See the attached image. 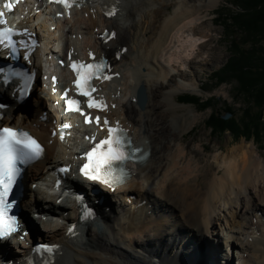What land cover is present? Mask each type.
I'll use <instances>...</instances> for the list:
<instances>
[{"label": "bare ground", "instance_id": "6f19581e", "mask_svg": "<svg viewBox=\"0 0 264 264\" xmlns=\"http://www.w3.org/2000/svg\"><path fill=\"white\" fill-rule=\"evenodd\" d=\"M88 1L90 4L81 13L92 11L94 18L82 24L83 28L92 33L95 54L98 58L100 55L108 57L111 68L114 66L113 72H118L117 67L123 71L124 83L120 92L124 99L115 100L118 110L111 112L109 117L119 120L126 128L136 127L137 131L133 132L132 137L144 149L149 150L150 157L143 165L132 167L133 171L137 170L136 174H131V178L123 186L112 190V196L121 198L124 203L130 201L135 205L140 202L139 214L137 211L138 215L134 216L129 211H123L124 217L131 222L119 226L117 224L116 232L109 225L111 214L105 213L108 202L104 201L100 210H96L93 215L95 221L101 222L99 226L89 220L80 230L76 228L71 240L63 234L58 238H50L51 242L60 245L57 258L51 264H199L195 256L196 249L183 245L180 238L191 237L195 245L205 235L216 234L217 237L225 239L228 249L232 239L225 236V233L215 231V217L218 214L224 216L225 223H221V226L227 223L239 229L246 226V231L241 232V235L248 234V238L252 240H246L245 247L254 258L259 259V264H264V226L259 222L257 225L251 223V217L249 221L244 219L247 212L255 211L259 202L264 203L263 161L250 147L239 146L232 151L218 147L222 152L215 155L213 164L207 171H203L198 160V151L188 149L182 140L190 131L191 125L196 123V119H193L190 126L186 124L191 115L193 116L192 111L175 105L172 110H165L163 107V102L169 97V93L165 92L167 87H173L175 91L189 90L194 93L198 89L194 79L188 82L191 88H186L180 85L177 78L184 76L183 69L194 71L208 64L211 55L204 48L212 39L211 33L209 34L212 30L205 25L202 12L214 10L221 0ZM108 12L114 14L107 15ZM52 19L55 20L51 22ZM28 20L34 33H45L46 38L56 41L54 47L57 45L64 49L60 43L63 38L61 31L68 33L67 28L71 21L51 18L48 15L42 17L39 13L36 17L31 14ZM126 21L128 24L123 27ZM49 23L56 24L59 28L58 34L50 32ZM30 27L27 26L29 29ZM80 28L83 29L82 26ZM107 28L114 31L115 35L111 40H102L100 34ZM73 30L69 29V34ZM80 41L78 39L79 43ZM123 47H127L125 54H122ZM67 55L68 51L64 53V57ZM82 58H88L86 50ZM131 66L135 69L130 70ZM142 67L147 72L138 76L137 72ZM130 81L132 86H129ZM140 83L146 90L147 106L138 111L134 95L135 88ZM52 98L57 101V96ZM166 104L170 107L169 103ZM169 111H172L171 118L167 115ZM181 112L187 113L184 119H178ZM4 118L5 116L0 122L6 121ZM175 125L178 127L175 128ZM56 146L57 144L47 149L48 160H51L50 156ZM202 172H206L205 178ZM136 180L141 181L143 187L138 193H134ZM55 198V195L50 197L53 202ZM59 211L64 213L66 210L61 205ZM105 222L107 225L104 226ZM42 223L45 225L42 226L45 234L52 233L53 230L55 232L54 224ZM32 226L33 231L38 233L37 223L33 222ZM96 227L99 228L95 230ZM103 227H107L104 233L101 232ZM259 230L261 237L255 238L256 234H260ZM77 231H80L78 237ZM83 232L86 234L81 240ZM77 241H81L79 245H75ZM123 242L125 247H121ZM247 243L249 247L246 246ZM181 244L182 248L179 249ZM24 245V248L29 249L27 243ZM216 246L218 244L210 247L217 248ZM1 247L0 255L6 258L0 264H24L21 257L14 255L3 245ZM127 248L134 252L131 253ZM230 253L232 256V251ZM214 254L218 256L217 253ZM210 261L205 259L202 262L212 264Z\"/></svg>", "mask_w": 264, "mask_h": 264}, {"label": "rangeland", "instance_id": "374dc122", "mask_svg": "<svg viewBox=\"0 0 264 264\" xmlns=\"http://www.w3.org/2000/svg\"><path fill=\"white\" fill-rule=\"evenodd\" d=\"M234 2H235L234 0H221L219 5L214 10L209 11L208 13H206L205 11L202 12V16H204V18L206 20L205 25L207 26V28L212 30L211 32H209V34L211 33L212 39H211L210 43H208L204 48V50L209 52L211 57L208 59V64L201 66V67H198L194 71H190V70L187 71V70L183 69L182 72L184 73V76L177 78L180 85L185 86L186 88H191L188 84L190 83L189 82L190 79H194L195 80L194 82H196L197 86H198V89H195V93L191 92L189 90H187V91L186 90L175 91V90H173V87H171V88L167 87L166 91H165V92L169 93V97H167V100H165V102H163V107L165 110H168V109L172 110L174 105L176 107H181V108H184L187 110H191L193 116L191 115L190 120L186 123L187 125L189 124L188 126L191 125L190 124L191 120L196 119L195 125L194 124L191 125L192 127H191L190 131H188V133H186L183 136L182 140L184 141L183 142L184 145L188 146V149L193 148V149L198 151V154H199L198 160L200 161L201 166L203 167V171L204 170L207 171L210 168V166L213 164L214 156L217 154H220V152H222L221 150H218V147H224L227 151H232L239 146H245V147L253 148L254 152H256V155H258V157H260V159L264 163V134L261 136V139L259 138V139L254 140L253 138H251L250 140H245L244 138H240L238 141H235L228 132H226L223 135L212 134L210 132V128H208L207 124H206V122H207V120L211 114L212 108L202 110L198 105L185 103V102H183V100L182 101L179 100L184 95L195 97L199 100L200 103L205 101L208 98H212L213 110H217L219 113L223 114L225 111V108L228 106V107H230V110L233 113L232 116H234L235 118H239V116L243 112L244 108H246L247 101L245 100L243 95H238L236 93L237 92L236 91V82L230 81V82H226V83H222V84L218 85L216 83L215 77H214L216 72H218L222 68V66L224 65V63L226 62V60L230 56L229 55V49H228L229 44L226 41V37L224 36V32H223L222 27L218 23L217 15L220 14L221 12H223L224 10H230L231 9L232 11H237L238 9L235 6H233ZM230 3H232V4H230ZM77 13H79V14H77ZM71 17L72 18L74 17L73 18L74 22H73L72 18H69L71 20H69V19H66V20L71 21L69 24V28L74 29L73 34H75V35H73V34L69 35L68 34V36L65 35L62 39L67 40V41H76L77 43H79L78 39H79V41L81 39L83 41H80V43H79L80 46H91V45L93 46L92 33H90L86 28H83V25L85 24V22L86 23L88 22V19L94 18V13L93 12L90 13V11L84 12V13L74 11V13L71 15ZM79 21H80V23H79ZM82 23H84V24H82ZM124 23L125 24H123V27L124 26L126 27V25L128 24L127 21ZM88 24H90V23H88ZM81 26L83 29L80 28ZM77 29H79V30H77ZM237 35H239V34H237ZM135 65H136V63H135ZM127 67H129V66H127ZM132 67H130V68H132ZM117 68L120 71L119 67H117ZM192 73L194 76H191ZM120 74H122V76H123V71L122 72L120 71ZM122 81L123 80H121V82H120V84L122 83L120 85V88L123 87L124 81L123 82ZM130 83H131V81L129 82V84ZM172 90L174 91V93L172 92ZM169 91H171V94ZM119 99L120 100L124 99L123 93L121 94V97ZM163 101H164V99H163ZM166 103H169L170 107L167 106L168 104H166ZM136 109H138L137 106H136ZM138 111H140V109H138ZM171 113H172V111L167 112V115L169 118L172 117ZM178 116H177L178 119L180 117H183V119H184L185 116H187V113L181 112V113H179ZM174 127L177 128L178 126L175 125ZM134 131H135V128H134ZM205 173L206 172H202V174L204 175V178H205ZM200 182L202 183L201 179H200ZM135 185L136 186L134 188V193L135 192L138 193L139 191H141L143 189V187H141L142 186L141 181L136 180ZM120 199L121 198H114L113 199V200L117 201L115 209H117L118 215L117 214L114 216L110 215L111 221L109 223L110 226L112 225L114 227L116 232L118 231V226L120 224H127V223L131 222L130 219H127L124 217L123 211H126V212L129 211L131 214H133V212H134V215L137 214L136 211H138V214H139V209H136L137 208L136 205H133L131 203H126V201L124 203V201L122 199L121 200ZM110 203H112V202H110ZM256 203H258V201ZM263 204L264 203L259 202L256 205V208L254 209L255 211L253 212L250 210L249 212H247L244 216L245 217L244 219L247 218L248 219L247 221H249L250 217H251V220H252L251 223H253L254 225H257L259 222V223L263 224V226H264V205ZM253 213H256V214H253ZM221 223H225L224 216L222 214L221 215L218 214L215 217V229H216L215 231L225 233L224 234L225 236H228L232 239L231 244L228 246V251H229V249L232 251V256H231L232 259H230V260L228 259L229 263L230 264H259V259L254 258L251 255L252 253L245 247L246 240H248V241L252 240V238H248L249 237V236H247L248 234H245L244 236L241 235V232L243 233L244 231H246L244 228L246 226L243 225L240 227L242 229H239L235 226L234 227L231 226L228 223L221 226ZM117 224H118V226H117ZM103 225L104 226L107 225V222L103 223ZM98 228L99 227H96L95 230H97ZM106 228L103 227V230L101 232L102 233L106 232ZM259 233H260L259 235L256 234L255 238L261 237V231L260 230H259ZM262 235L264 236V234H262ZM219 236H221V235L219 234ZM204 238L213 242V244L215 243V245H217L216 242L218 241V246H216V247L219 251H222V249H226L227 243L225 242V239H223L222 237H220V243H219V240L217 239L219 237H217L216 234H207L204 236ZM180 240H182L181 242L183 243V245H187L188 238L184 239L181 237ZM184 240L185 241L187 240V241L184 243ZM227 240H230V239H227ZM80 242L81 241L75 242V245H79ZM246 246L249 247L248 243L246 244ZM121 247H125V242L122 243ZM181 248H182V244L179 245V249H181ZM211 248H213L214 253L219 254L218 251H214V247H211ZM75 249L78 250L80 248L75 247ZM127 250H129L131 253L134 252V250L131 251L128 248H127ZM136 252L141 255V253L139 251H136ZM70 259H71V257H70ZM223 259H225V258L223 257ZM119 260H121V259H118V261ZM68 261H70V260H68ZM220 263H222V262H220ZM86 264H91V263L89 262ZM152 264H154V263H152Z\"/></svg>", "mask_w": 264, "mask_h": 264}, {"label": "snow or ice", "instance_id": "6c2138e0", "mask_svg": "<svg viewBox=\"0 0 264 264\" xmlns=\"http://www.w3.org/2000/svg\"><path fill=\"white\" fill-rule=\"evenodd\" d=\"M15 2V0H14ZM53 2L61 3L66 9L72 6L69 0H53ZM76 6H80V0H73ZM4 8L11 11L12 3H5ZM107 15L114 14L113 12L106 13ZM4 12L0 11V25H5L6 21L3 19ZM14 30L10 27L0 28V45L11 49L15 52V42L12 37ZM115 34H105V38H112ZM23 46V41H20ZM90 57L92 56L89 53ZM27 58V57H25ZM94 59V57H93ZM70 67L76 74L74 84L79 95L87 96L89 99L88 107H100L101 103L92 102L91 92L96 91L91 85L93 78L110 79V76L103 75L107 67L104 60L99 63L84 64L81 62H73ZM0 73H5V82L9 77H21L24 79V87L30 77L26 76L16 70H6L0 68ZM55 82V78H54ZM67 97V90L65 91ZM68 110L79 111L76 100L66 99ZM83 114V113H81ZM98 121V118H97ZM85 122H89L86 118ZM108 121L105 120V125ZM69 124H63L61 127V139L63 136V129L69 128ZM142 150L135 148L132 141L127 137V133L119 126L117 122L115 127H108V136L95 144L90 151L85 153L86 163L80 168V172L89 180L99 181L103 184L112 187L115 183L121 182L127 175L125 169L122 167L123 163L128 160L140 159L137 154ZM43 149L40 144L31 137V135L23 130H17L10 127H0V237L7 236L16 231V220L14 216L8 215L12 208V203L9 202V196L13 191V186L17 182L20 174V168L17 164H26L29 161L35 160L41 156ZM62 172L68 171L67 168L60 169ZM114 173H118L114 175ZM79 200L80 198L77 197ZM71 231V229H69ZM58 248L57 245H40L35 251H43L46 253H53ZM46 264H51V257H49Z\"/></svg>", "mask_w": 264, "mask_h": 264}, {"label": "trees", "instance_id": "16d2710c", "mask_svg": "<svg viewBox=\"0 0 264 264\" xmlns=\"http://www.w3.org/2000/svg\"><path fill=\"white\" fill-rule=\"evenodd\" d=\"M234 1L237 11L224 10L217 15L230 56L214 77L218 85L236 82V93L243 95L246 108L235 118L228 106L223 114L213 110L212 98L201 103L192 96L182 100L202 110L212 108L206 122L212 134L228 132L235 141L256 140L264 134V0ZM226 113L231 114L228 119L223 118Z\"/></svg>", "mask_w": 264, "mask_h": 264}, {"label": "water", "instance_id": "95a60500", "mask_svg": "<svg viewBox=\"0 0 264 264\" xmlns=\"http://www.w3.org/2000/svg\"><path fill=\"white\" fill-rule=\"evenodd\" d=\"M138 99H139V104L141 106H143L144 100H145V93H144V90L143 89H140L138 91ZM228 117H229V114H227V115L224 116L225 119L228 118Z\"/></svg>", "mask_w": 264, "mask_h": 264}]
</instances>
